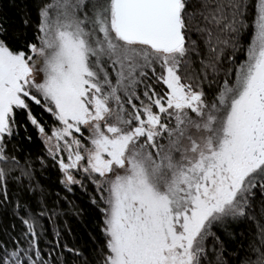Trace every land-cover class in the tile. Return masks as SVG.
Listing matches in <instances>:
<instances>
[{"label":"snow or ice","instance_id":"obj_1","mask_svg":"<svg viewBox=\"0 0 264 264\" xmlns=\"http://www.w3.org/2000/svg\"><path fill=\"white\" fill-rule=\"evenodd\" d=\"M0 28V264H226L217 229L256 220L264 264V0H37ZM245 36L248 37L245 40ZM42 142L33 158L20 129ZM93 187L91 256L54 230L36 161ZM41 241H44L42 246Z\"/></svg>","mask_w":264,"mask_h":264},{"label":"trees","instance_id":"obj_2","mask_svg":"<svg viewBox=\"0 0 264 264\" xmlns=\"http://www.w3.org/2000/svg\"><path fill=\"white\" fill-rule=\"evenodd\" d=\"M37 0H0V28H5L9 36L18 33H25L31 37L33 35V26L24 24L26 18L35 21ZM248 37L245 36V40ZM33 141L27 140V133L20 129L21 147L23 154L31 152L33 158L42 156L44 153L43 144L37 138L36 133H32ZM36 181L39 187L33 191L21 190V199L29 201L33 207L41 197L47 202L50 209H55L57 215L49 220L44 217L43 223L47 229L46 239L55 241L54 230H59L62 234L61 243H67L70 246L80 248L85 256H91L92 249L97 245V239L101 236L99 224L101 216L99 210L91 203L93 187L89 184L87 190L80 186H73V190L68 191L60 183V173L54 164H49L46 169H41L39 161H36ZM257 219L264 223V217L257 213ZM15 223L19 227V220L15 217L10 208L0 207V234L5 228H11ZM256 220L236 222L229 226V231L217 229L220 236V242L216 243V249L221 248L222 255L226 264H238V257L242 258L251 242H253L258 233ZM43 246L44 241H41ZM209 254L215 264L216 252L209 242ZM70 264L71 258L70 254Z\"/></svg>","mask_w":264,"mask_h":264},{"label":"rangeland","instance_id":"obj_3","mask_svg":"<svg viewBox=\"0 0 264 264\" xmlns=\"http://www.w3.org/2000/svg\"><path fill=\"white\" fill-rule=\"evenodd\" d=\"M75 186V185H74ZM76 186H79V185H76Z\"/></svg>","mask_w":264,"mask_h":264}]
</instances>
